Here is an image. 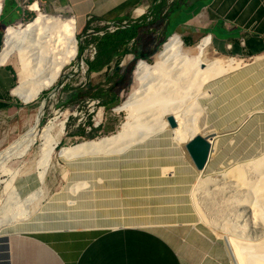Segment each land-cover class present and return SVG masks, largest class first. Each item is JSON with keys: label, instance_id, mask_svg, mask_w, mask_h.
<instances>
[{"label": "rangeland", "instance_id": "374dc122", "mask_svg": "<svg viewBox=\"0 0 264 264\" xmlns=\"http://www.w3.org/2000/svg\"><path fill=\"white\" fill-rule=\"evenodd\" d=\"M163 1L159 15L143 26L157 27V18H162L169 8L176 6L175 3L178 0ZM35 2L39 3L45 13L73 17L67 7L44 0H26L22 19L8 26L33 21L36 14L30 11L29 7ZM94 22L96 21H92L84 30L80 31L77 28V56L64 69L54 86L44 90L30 104H24L20 98L14 97L10 109L0 115V228L30 219L37 205L51 203L53 195L61 189L65 188L70 192L72 186L76 184L78 190V186L83 185L82 182H86L87 187H91L98 184V179L104 178L107 180V185L111 187L120 186V183L125 185L131 183L132 187L145 185L146 194H142L141 199L146 197L147 214L156 215L159 218L161 215L160 219L163 223H170L175 219L181 222H198L199 226L211 236L220 237L218 232L208 227L209 230L201 222V218H204L218 228H229L240 238L248 237L253 241V238L259 234L252 232L242 210L249 198L248 191L237 184L233 178L226 180L224 178L225 174L228 177L232 176V172L239 167L243 170L247 181L258 178L254 166L255 163L264 159V55L251 58L225 56L213 52L211 47H208L205 55L207 62L218 58H234L241 61V66L212 80L206 86L208 92L202 87H187V77L182 78L183 89L190 94L187 96L188 99L185 98L186 102L183 100L176 102L179 109L175 118L177 126L173 128V132L177 140L187 144L196 137L194 118L197 111L196 105L199 103H202L205 108L204 113L199 117L201 127L206 132L217 133L209 162L206 169L200 173V177L197 172L195 179L190 176L187 179L188 170L184 167V163L189 161L182 150L170 140L169 132L158 133L141 143L131 145L120 153H77L72 157L71 155L62 157L61 152L65 148L119 135L123 130L122 127L129 122L132 123V129H135V132L130 134L127 143L133 139L141 141L148 132L152 131L150 127H136L138 124H135V121L138 115L132 118V112L128 110L117 111L139 87L133 79V71L136 64L145 59L133 62L135 56L132 54H127L130 59L125 65H121L122 59L118 62L123 70L116 90L121 98L119 105L107 111L99 106L98 100L90 99L89 96L84 97L83 102L79 99L68 100L64 90L67 87L62 88L63 85L70 86L69 89L88 82L93 86H106L114 73L117 61L107 72L104 70L101 73L88 75L86 62L93 60L96 54L93 41L98 34L105 31V25ZM8 26L1 29L4 36L2 50ZM146 29L144 30V51L149 56L145 61L154 64L156 55L163 51L175 33L158 34L148 30L149 28ZM84 34H86L85 37H83ZM177 34L180 35L184 48L190 49L194 55L197 54L196 46L202 38L199 39L196 35L194 43H188L180 33ZM12 60L14 67L10 62L6 65L13 69L14 87H17L20 80L19 77L17 83L18 56L14 54ZM132 67L133 71H131ZM148 83L150 86L153 81L150 80ZM45 100V110L37 125ZM92 125L99 127L97 137L91 139L75 134L78 128L82 127L88 135ZM16 139L18 140L15 141ZM13 141L15 142L8 147ZM33 141V146L21 158V148L32 144ZM54 143L57 145L50 159L42 163L45 160L46 148L53 146ZM174 162L179 166L176 167ZM160 171L163 174L162 179L158 178V175L156 178L153 174ZM176 171L178 173L176 178H168ZM175 187H178L177 190H174ZM52 203L57 204V198ZM223 239L232 242L227 237ZM241 246L242 264L250 256L245 253L247 248L248 251L257 249L264 254V244L260 247L243 246V244Z\"/></svg>", "mask_w": 264, "mask_h": 264}, {"label": "crops", "instance_id": "0c3cea01", "mask_svg": "<svg viewBox=\"0 0 264 264\" xmlns=\"http://www.w3.org/2000/svg\"><path fill=\"white\" fill-rule=\"evenodd\" d=\"M1 1L0 54L4 37L1 26L22 19L26 0ZM44 1L67 7L80 31L92 21L150 22L164 4L163 0ZM203 1L200 5L198 0H178L176 6L157 18V27H147L148 30L179 37L180 33L188 43H194L196 35L202 40L209 37L213 52L225 56L264 55V0ZM185 6L191 9L182 19ZM5 65L0 64V115L10 109L14 97L19 99L14 94L15 75ZM18 79L17 72V83ZM184 164L187 179H195L198 171L191 163ZM174 165L179 166L176 162ZM176 173L168 178H176ZM153 174L163 178L161 171ZM106 181L100 178L97 185L76 192L61 189L51 200L57 198V204L37 205L30 219L0 230V264H242V244L212 231L223 242L198 222L175 219L163 223L161 215L147 214L146 197L141 199L146 194L145 185L120 183L111 187ZM263 244L264 240L243 246Z\"/></svg>", "mask_w": 264, "mask_h": 264}, {"label": "bare ground", "instance_id": "6f19581e", "mask_svg": "<svg viewBox=\"0 0 264 264\" xmlns=\"http://www.w3.org/2000/svg\"><path fill=\"white\" fill-rule=\"evenodd\" d=\"M29 10L36 14V18L25 24L19 23L16 26H9L6 29L4 47L0 54V64L2 65L10 60L13 62L14 54L18 56L20 80L14 94L25 104L34 102L44 90L54 86L64 69L76 58L78 53L77 21L73 17L45 13L37 2L31 5ZM1 13L2 1L0 0V15ZM121 24L102 23V25H105V31L101 34L111 33L118 26L129 27L131 23L124 21ZM211 40L209 37L203 39L196 46L197 54L194 55L190 49L184 48L181 37L172 36L163 51L156 55L154 64L142 60L136 66L133 79L139 87L131 93L125 104L122 107L120 106L117 111L128 110L132 112V118L138 115L135 121V124H138L136 127L151 128L152 131L148 132L143 140L133 139V141L127 143L130 134L135 132V129H132V123L129 122L122 127L123 130L119 135L86 142L72 148H65L62 150L61 156L70 157L71 155L72 157L77 153H120L131 145L141 143L158 133L169 132L170 140L182 150L189 161L186 144H182L177 140V136L168 122L169 117L176 118L179 109L176 102L184 101L185 98L188 99L187 96L190 94L183 89L182 78L187 77V87H202L206 90V86L212 80L241 66V61L234 58H218L207 62L205 55L208 47H210ZM150 80L153 83L148 86ZM206 91L208 92V90ZM199 98L200 101L201 98ZM45 103L46 100L42 104L38 120L43 116ZM196 106L195 135H212V143L214 144L217 133L206 132L201 127L199 117L204 113L205 108L202 103ZM34 141L32 144L26 145L25 148H21V158L33 146ZM56 145L54 143L53 146L46 148L45 160L42 163L50 159ZM254 171L258 174V178L253 181L245 179L243 170L240 167L232 172V176L228 177L225 174L224 178V180L233 178L237 184L245 187L248 191L249 198L242 210L253 230L252 232L259 234L253 238V241L248 237L246 239L240 238L238 234L230 231L229 228H218L208 220L201 218V222L205 226L218 232L221 238L227 237L234 243L258 244L264 240V159L255 163ZM207 180L209 181L208 178ZM82 184L81 187L78 186V190L88 185L86 182H82ZM76 186V184L72 186L71 190L73 192L78 191ZM4 228H0V230Z\"/></svg>", "mask_w": 264, "mask_h": 264}, {"label": "trees", "instance_id": "16d2710c", "mask_svg": "<svg viewBox=\"0 0 264 264\" xmlns=\"http://www.w3.org/2000/svg\"><path fill=\"white\" fill-rule=\"evenodd\" d=\"M203 3V0H198L197 2V4L200 5ZM190 9V7L185 6V8L181 10L183 17L182 19L185 18L186 12H188ZM8 25L10 24H2L1 29H5V27ZM130 26L131 24L129 27L119 29L113 34L107 32L109 33L108 35L100 36L94 39L93 43H95L96 54L93 60H87L86 62L88 65V75L90 76L92 73H101L104 70L107 72L108 70L112 69L114 63L117 61V64L114 68V73L107 81L106 86H93L90 82H88L87 84L77 88H65L64 90L67 93V98L69 101L79 99L80 102H83V98L89 96L90 99L98 100L99 106L104 107L107 111H110L113 107L121 103V98L116 90L119 80L122 78L123 70L121 67H119L120 63L118 62H120L122 59L123 61L121 62V65H125L130 59V56L127 54H132L135 56L133 62L138 59L148 60L149 56L147 52L144 51V30H146L147 27L139 24L133 27ZM80 52H82L81 49ZM124 55L127 56L123 57ZM9 69L12 71V73H14L11 67H9ZM131 71H133V67L131 68ZM98 131L99 127L96 128L92 125L91 132L88 135L86 134V130L82 127H79L75 134L81 137H89L92 139L97 137Z\"/></svg>", "mask_w": 264, "mask_h": 264}, {"label": "water", "instance_id": "95a60500", "mask_svg": "<svg viewBox=\"0 0 264 264\" xmlns=\"http://www.w3.org/2000/svg\"><path fill=\"white\" fill-rule=\"evenodd\" d=\"M158 3H160V0H158ZM148 23L149 22H141V21L140 22L138 21V23H136L135 21L131 23L130 27L136 26L137 24L147 25ZM122 28H123L122 26H118L114 30H112L111 33L113 34ZM108 34L109 33L98 34L97 37L106 36ZM65 86L68 89L71 88L68 85H63L62 88H65ZM43 109L45 110V106L43 107ZM40 120L41 119L38 120V125L40 123ZM168 122L172 128H175L177 126L176 120L173 117H169ZM212 138H213L212 135H205V134L197 135L186 144V150L188 153L189 162L198 172H203L206 169V166L209 162V158L213 149ZM252 250L248 251V248L245 249V253L250 256L247 260H245L244 264H264V254H262L260 251H257V249H252Z\"/></svg>", "mask_w": 264, "mask_h": 264}]
</instances>
